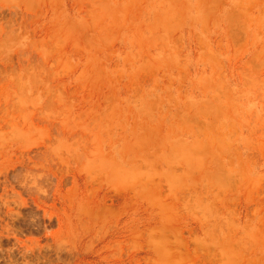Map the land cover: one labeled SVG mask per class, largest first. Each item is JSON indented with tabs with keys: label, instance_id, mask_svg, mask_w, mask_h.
<instances>
[{
	"label": "rangeland",
	"instance_id": "obj_1",
	"mask_svg": "<svg viewBox=\"0 0 264 264\" xmlns=\"http://www.w3.org/2000/svg\"><path fill=\"white\" fill-rule=\"evenodd\" d=\"M0 264H264V0H0Z\"/></svg>",
	"mask_w": 264,
	"mask_h": 264
}]
</instances>
